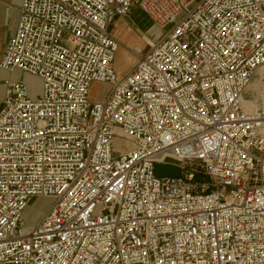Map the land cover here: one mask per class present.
I'll list each match as a JSON object with an SVG mask.
<instances>
[{"label": "built area", "instance_id": "obj_1", "mask_svg": "<svg viewBox=\"0 0 264 264\" xmlns=\"http://www.w3.org/2000/svg\"><path fill=\"white\" fill-rule=\"evenodd\" d=\"M0 68V264H264V0H22Z\"/></svg>", "mask_w": 264, "mask_h": 264}, {"label": "crops", "instance_id": "obj_2", "mask_svg": "<svg viewBox=\"0 0 264 264\" xmlns=\"http://www.w3.org/2000/svg\"><path fill=\"white\" fill-rule=\"evenodd\" d=\"M21 4L22 0H0V63L8 40L16 31ZM137 10L143 13L139 8L134 7L127 17H117L110 26L111 34L123 45H137L139 47L143 45L144 47L146 43L144 40L142 42L141 35L152 41L158 33V30L144 13L148 19L147 26L136 25L131 16ZM125 72L122 71L119 75H123ZM8 78L11 76L0 68V100L4 94V81Z\"/></svg>", "mask_w": 264, "mask_h": 264}, {"label": "rangeland", "instance_id": "obj_3", "mask_svg": "<svg viewBox=\"0 0 264 264\" xmlns=\"http://www.w3.org/2000/svg\"><path fill=\"white\" fill-rule=\"evenodd\" d=\"M132 20L136 23V25H139L141 27H146L148 19L146 16L139 12L137 10L132 14ZM158 35V33H157ZM155 35V39L157 37ZM141 39L143 42L144 35H141ZM154 38L152 39L155 40ZM145 45V44H144ZM137 47V45H123L121 44V48L117 52L116 59H115V69L118 72V75L120 72H125L132 66V64L135 61V54L134 49ZM143 51L147 50L149 45L146 43V45L143 47L140 46ZM12 80H23L28 83H30L34 87L33 93L36 94L41 89V80L39 78H36L34 76H30L28 74L22 73L20 71H17L13 77ZM109 89L107 84L102 83H93L92 85V97L95 99H98L100 97H103L106 91ZM2 108V100H0V109ZM54 203L53 198H45V197H37L32 200L30 205L27 207V209L24 212V219L27 225H33L36 223L37 220H39L42 215L52 206Z\"/></svg>", "mask_w": 264, "mask_h": 264}, {"label": "water", "instance_id": "obj_4", "mask_svg": "<svg viewBox=\"0 0 264 264\" xmlns=\"http://www.w3.org/2000/svg\"><path fill=\"white\" fill-rule=\"evenodd\" d=\"M155 175L157 177H179L181 169L172 165L157 164L155 166Z\"/></svg>", "mask_w": 264, "mask_h": 264}, {"label": "bare ground", "instance_id": "obj_5", "mask_svg": "<svg viewBox=\"0 0 264 264\" xmlns=\"http://www.w3.org/2000/svg\"><path fill=\"white\" fill-rule=\"evenodd\" d=\"M136 52H138V51H136ZM258 88V85L256 86V89Z\"/></svg>", "mask_w": 264, "mask_h": 264}]
</instances>
